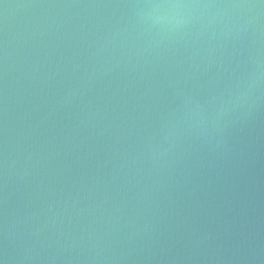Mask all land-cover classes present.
<instances>
[{
  "label": "water",
  "instance_id": "obj_1",
  "mask_svg": "<svg viewBox=\"0 0 264 264\" xmlns=\"http://www.w3.org/2000/svg\"><path fill=\"white\" fill-rule=\"evenodd\" d=\"M0 264H264V0H0Z\"/></svg>",
  "mask_w": 264,
  "mask_h": 264
}]
</instances>
